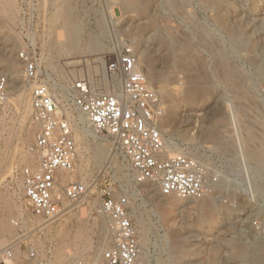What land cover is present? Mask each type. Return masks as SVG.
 <instances>
[{
    "label": "rangeland",
    "instance_id": "1",
    "mask_svg": "<svg viewBox=\"0 0 264 264\" xmlns=\"http://www.w3.org/2000/svg\"><path fill=\"white\" fill-rule=\"evenodd\" d=\"M10 1L9 15L0 9V70L4 62L14 60L21 84L17 52L30 42L37 48L42 70L67 86L78 77L102 75L121 45L133 48L143 35L139 51L146 49L154 64L138 65L144 73L151 72L153 81L147 80L163 103L160 131L165 144L172 141L180 153L206 156L223 169L224 183L211 194V211L201 208L200 200L163 198L155 186L134 183L120 157L105 159L97 167L90 164L85 180L98 176L115 197H127L137 233L145 232V246L137 236L141 256L137 264H264V232L252 224L264 221V0ZM137 9H149L151 21ZM74 28L78 34H72ZM71 36L79 43L78 51L64 56L60 50L68 48ZM96 44L101 48L94 51L90 47ZM0 76L7 77L3 70ZM10 88L7 84L8 97L0 112V221L3 211L15 210L18 204L24 216L22 220L6 214L0 223V250L18 243L19 260L13 264H65L56 253H72L70 239L77 229L96 245L102 230L105 236L107 221L97 216L99 197L93 192L88 201L69 209L62 204V214L54 220L32 216L19 178L27 165L12 155L25 124L33 135L16 149L20 155L28 154L36 126L28 94L20 102L21 92ZM100 138L87 143L110 150ZM222 140L224 150H216ZM6 165L11 175L4 171ZM242 166L253 185V197L242 195L238 187ZM148 187L161 202L177 200L170 212L154 205ZM224 199L235 201L236 207L223 204Z\"/></svg>",
    "mask_w": 264,
    "mask_h": 264
},
{
    "label": "built area",
    "instance_id": "2",
    "mask_svg": "<svg viewBox=\"0 0 264 264\" xmlns=\"http://www.w3.org/2000/svg\"><path fill=\"white\" fill-rule=\"evenodd\" d=\"M39 58L37 48L30 42L17 52L22 86L28 93L31 120L36 126L27 149L36 162L19 172L23 198L33 217L51 221L62 214L61 196L75 204L93 190L99 197L96 213L107 221L109 240L96 261L79 260L72 264H137L140 247L128 214L127 197H115L110 186L102 187L98 176L85 182L67 183L63 192H58L60 174H73L77 169L76 144L66 111L73 109L81 114L92 133L108 142L109 162L115 156L120 157L134 183L156 186L163 198L200 200L224 183L223 169L206 156L187 152L166 154L158 127L165 115L164 106L138 65L131 45L117 49L102 75L78 77L67 86L59 85L50 73L42 70ZM114 81L119 82V90L113 89ZM7 84L8 78L0 76V112L7 101ZM242 170L238 187L242 195L253 197L246 166ZM1 172L0 168V175ZM222 202L236 207L235 201ZM252 224L264 232V221L254 220ZM103 234L102 230L99 239L106 237ZM16 245L11 243L0 250V264L13 258ZM30 257L35 254L30 252Z\"/></svg>",
    "mask_w": 264,
    "mask_h": 264
},
{
    "label": "bare ground",
    "instance_id": "3",
    "mask_svg": "<svg viewBox=\"0 0 264 264\" xmlns=\"http://www.w3.org/2000/svg\"><path fill=\"white\" fill-rule=\"evenodd\" d=\"M131 6H129V7H131ZM140 8H141V6H140ZM0 9H2V11L5 15H9V13L11 12V1L10 0H0ZM137 10H138L140 16L145 17V19L148 22L151 21L150 20L151 18L149 16V9H137ZM75 28L73 29V33H72L73 35L78 34V30ZM70 32H71V30H70ZM153 34H154V32H153ZM71 37H72V39H70L68 41V43H69L68 48L60 50V54L65 56L67 54H73V53H76L78 51L77 48H78L79 43L75 39L74 36H71ZM146 40H148V38H146L145 41ZM66 43H67V41H66ZM136 43H137V45L136 46L133 45V49H134L136 56H137V63H146V65L152 66L151 65L153 63L152 56L150 54H148L147 50L145 49L146 51L145 50L139 51V46L142 45V43H143V35L138 37ZM59 44H61V43H59ZM158 46H159V48L161 47V45L159 43H158ZM5 48H4V50L6 51ZM8 48H10V47H8ZM90 48L92 50L96 51L99 48H101V46L99 47L96 44L94 46H91ZM92 50H90V51H92ZM7 51H10V49H7ZM1 67H2L3 72H5L6 76L8 77V84H10V87H11L10 89L15 90L16 93L21 92L18 95V97L20 99V102H23L22 100L26 97V95L28 93L26 92V90L22 86V81H21V84L19 83L18 70L16 68V64H15L14 60L10 59L7 62H4V64ZM2 70H0V71H2ZM150 73H147V74L145 73L146 74L145 76L148 80L153 81V79L151 77L152 75H150ZM18 85H19V87H18ZM112 87L115 90H119L120 89L119 82L114 81L112 83ZM73 114H72L71 110L66 111V116H67V119L69 120L70 125H71L75 144L78 146V149H76V151H77V169L73 174H63V173L60 174V176L58 178V181H59V191L58 192L59 193L63 192L62 191L63 187L67 183L74 182V181L85 182L84 175L88 172V171L86 172V169L88 170V168L90 167V164L97 167V166H100L104 162L105 159L109 160V158H110V156H108V154H109L108 151H110V150H106V148H104V146H101L100 144H94L92 146L88 145L87 140L89 138H91V139H98V138L90 131V129L86 123L85 118L81 114H78L77 116H74ZM25 126H26V124H25ZM25 126L23 125L20 128V130L18 131V135L16 137V141H17L16 148L19 145L22 146V145L26 144L28 142V140L31 138V135H33L31 133L32 129L26 128ZM158 127H159V130L162 129L160 124L158 125ZM237 134H238L237 130L235 129V137L237 138L236 140H238L240 142V138H238L239 136ZM224 140L217 142V146L215 147L216 150H219V151L224 150V148H225ZM16 148L14 149L12 157L18 158L20 161L19 164L22 163V164H26L27 166H34L36 159L32 155H30L29 153L20 155ZM165 150H166V154L169 156L180 154V152H181L180 148L177 147V144L172 142V141L169 143L167 142L165 144ZM242 151H243V149H242V146L240 145V153H242ZM10 168H11L10 165L9 166L6 165V167L4 169V171L8 175H11L10 174V170H11ZM151 186L154 187V185H152V184H151ZM92 191L93 190H89L88 194L83 198V200H81L80 203L88 201V198L90 197V193ZM146 191H147L146 193H148V195L152 199L154 205L158 206V208H160L162 210H166V211L170 212L172 210V207L174 206L173 204L177 201V200H172V202H161V201L156 199L155 193L153 192L152 189H150L148 187V189ZM197 201H199V200H197ZM200 201H202V203H203L201 208L208 207L211 211H212V209L214 210V207L212 204L211 194L200 199ZM61 203L63 204L64 210L69 209L74 205L62 196H61ZM11 213L15 214L18 218L23 220L24 210L22 208V205L18 204L15 206V210L9 209V210H5L2 212V218L0 221V223L2 225L5 222L6 214H11ZM24 224H25V222H24ZM104 228H106V227H104ZM106 235H107V232L105 229V236ZM137 236L141 240L142 246H145L146 245L145 232L140 231L137 233ZM107 239L109 240V237H107V236L102 238V239H99V241H97L96 245H94L93 243H91L88 240L87 233L83 229L78 228L76 233L72 237V239H70L71 240L70 243H72V245H73L72 253H64L63 250H60L56 253L57 254L56 255L57 260L64 262L65 264H72V263L76 262L75 261L76 259L82 260L84 258H87L85 260L96 261L100 255V252H101L102 248L104 247ZM90 255H91V257H88ZM140 258H141V256H139V259ZM18 260H19V248L16 245V248H15L14 254H13V258L10 261H7L6 264H13V261L18 262Z\"/></svg>",
    "mask_w": 264,
    "mask_h": 264
}]
</instances>
